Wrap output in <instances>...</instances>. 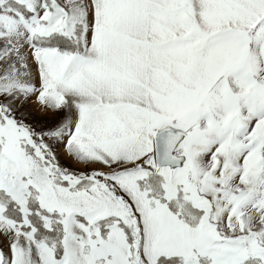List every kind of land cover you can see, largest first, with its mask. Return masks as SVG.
<instances>
[{
    "label": "snow or ice",
    "instance_id": "6c2138e0",
    "mask_svg": "<svg viewBox=\"0 0 264 264\" xmlns=\"http://www.w3.org/2000/svg\"><path fill=\"white\" fill-rule=\"evenodd\" d=\"M0 264H264V0H0Z\"/></svg>",
    "mask_w": 264,
    "mask_h": 264
}]
</instances>
